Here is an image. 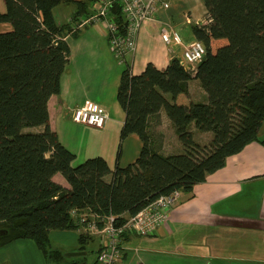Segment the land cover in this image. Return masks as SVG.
<instances>
[{
	"label": "trees",
	"instance_id": "obj_1",
	"mask_svg": "<svg viewBox=\"0 0 264 264\" xmlns=\"http://www.w3.org/2000/svg\"><path fill=\"white\" fill-rule=\"evenodd\" d=\"M5 1L0 23L10 22L13 28L0 32V247L31 238L48 264H88L87 245L94 236L79 235L78 250L86 251L80 257L54 247L51 238L52 230L79 227L74 210L113 213L121 224L161 195L191 191L230 155L259 139L264 122V0H203L211 21L191 26L206 48L195 74L178 57L163 69L150 61L138 74L131 63L125 64L117 91L126 113L118 157L130 133H137L143 146L134 162L114 170L100 155L74 165L76 154L52 129L48 109L70 61L65 37L77 36L71 22L57 21L54 9L74 3L72 18L79 23L96 0ZM110 16L125 34L120 1L113 2ZM192 78L200 80L207 102L193 100L188 89ZM162 110L175 126L182 153L160 152L151 137L150 120L160 122ZM193 124L211 131L212 139L196 141ZM37 126L43 130H26ZM57 172L71 188L54 180Z\"/></svg>",
	"mask_w": 264,
	"mask_h": 264
},
{
	"label": "crops",
	"instance_id": "obj_2",
	"mask_svg": "<svg viewBox=\"0 0 264 264\" xmlns=\"http://www.w3.org/2000/svg\"><path fill=\"white\" fill-rule=\"evenodd\" d=\"M97 2L91 4L90 13L80 21L94 13ZM6 8V1L0 0V11L5 12ZM75 10L71 2L61 3L54 9L57 21L71 22L72 32H77V36L69 33L65 37L71 48L70 61L61 77L60 92L48 101L50 125L58 132L62 143L76 154L74 165L100 155L112 170L117 165L125 167L137 159L143 146L140 136L130 133L123 140L118 157L126 113L117 99V91L125 64L131 63L134 74L141 73L150 61L165 68L172 57H179L184 46L196 39L191 26L197 20H204L208 10L203 0H171L168 8L160 9L156 19L142 24L136 49L125 54L124 62L114 54L110 44L106 28L110 11L106 18L76 27L78 23L72 18ZM164 25L174 26L182 43L167 44L161 36ZM12 28L10 22L0 23V32ZM188 89L194 101H208V94L198 78L189 80ZM85 102L101 105L108 111L109 118L103 127L73 119V109ZM32 128H35L33 131L43 130V126ZM149 130L160 152L166 155L184 152L175 126L164 110L160 112V122L151 118ZM192 130L200 143H208L213 137L212 132H201L194 124ZM262 139L264 122L258 140L230 155L222 167L208 173L191 191L181 193L168 219L154 234L140 236L125 232L117 264H264ZM53 178L65 188H71L61 172ZM105 179L110 181L112 175H106ZM82 233L85 232L79 225L76 230H52L51 238L53 240L55 235L58 241L69 243L71 251H77ZM92 236L96 254L90 264L96 261L101 247L100 237ZM0 264L48 262L33 239L18 238L0 247Z\"/></svg>",
	"mask_w": 264,
	"mask_h": 264
},
{
	"label": "built area",
	"instance_id": "obj_3",
	"mask_svg": "<svg viewBox=\"0 0 264 264\" xmlns=\"http://www.w3.org/2000/svg\"><path fill=\"white\" fill-rule=\"evenodd\" d=\"M116 0H98L94 13L82 19L76 27L106 18ZM122 4V11L127 21L126 32H119L117 23L112 18L107 19L106 28L109 34L110 44L114 54L124 62L127 52H134L142 24L148 20L156 19L160 9L168 8L171 0H117ZM187 20L191 21L189 17ZM211 21L206 16L204 20H197L194 24L202 26ZM162 39L167 44L182 43V38L174 26L164 25L161 29ZM206 53L204 43L195 39L186 44L182 54L178 57L181 65L192 74H195L199 62ZM75 121L94 127H103L108 121V111L101 105L93 102H85L72 111ZM181 196L180 190H174L168 194L159 196L146 205L135 215L129 216L123 223H116V215L99 214L90 209L78 212L73 211L77 223L84 232L100 237L101 247L97 254V264H117L121 252V237L125 232H133L140 236L154 234L158 228L168 219L170 209Z\"/></svg>",
	"mask_w": 264,
	"mask_h": 264
},
{
	"label": "rangeland",
	"instance_id": "obj_4",
	"mask_svg": "<svg viewBox=\"0 0 264 264\" xmlns=\"http://www.w3.org/2000/svg\"><path fill=\"white\" fill-rule=\"evenodd\" d=\"M34 129L35 128H26V130H34ZM201 132H207V131H201ZM209 132H211V131H209ZM167 139L170 141L171 137H168V135H167ZM53 237H54V239H53L54 247H58V248L60 247V248L64 249V251H66V253L68 251H71L72 246L69 243H62V242L58 241L57 238H55V235H53ZM95 245L96 244L94 241H90L89 244L87 245L88 253L86 254V258H87V261L89 264L92 263V261L94 260L95 254H96V250L94 249ZM80 256L81 255H74V257H80Z\"/></svg>",
	"mask_w": 264,
	"mask_h": 264
},
{
	"label": "water",
	"instance_id": "obj_5",
	"mask_svg": "<svg viewBox=\"0 0 264 264\" xmlns=\"http://www.w3.org/2000/svg\"><path fill=\"white\" fill-rule=\"evenodd\" d=\"M85 252H86L85 250H77V251L67 252L66 254L67 255H81V254H84Z\"/></svg>",
	"mask_w": 264,
	"mask_h": 264
}]
</instances>
